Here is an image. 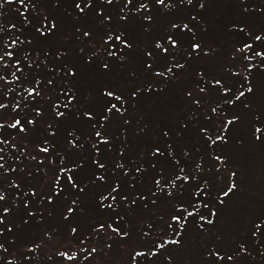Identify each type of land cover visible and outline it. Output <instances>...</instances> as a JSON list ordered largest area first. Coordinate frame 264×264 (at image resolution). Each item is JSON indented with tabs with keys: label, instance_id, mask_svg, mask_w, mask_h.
<instances>
[{
	"label": "trees",
	"instance_id": "1",
	"mask_svg": "<svg viewBox=\"0 0 264 264\" xmlns=\"http://www.w3.org/2000/svg\"><path fill=\"white\" fill-rule=\"evenodd\" d=\"M165 2L171 4L172 7L165 8L161 5L154 6L149 3V9H151V11L148 14H150L153 19L150 24L144 22L142 27L140 16H143L146 10H141L140 13L137 14L135 12L129 13V8H131V6H129V8H124V13L129 14L130 18L126 23L120 21L119 16L123 0H113L112 7L104 8V11L107 14H110L113 18L110 24H101V22L95 18L94 14L89 15L86 18L77 17L72 14L70 10L58 7L54 0L37 1V12L54 17L57 22V29L63 28L58 24L60 22L54 14L62 12H66L75 23L87 21L95 25L94 29L97 34H95L91 40L82 36L78 37L75 30L70 38H78L77 41L83 44V46L81 47V44L77 43L73 49H69L66 45L57 46V48L54 46L53 40L56 31L45 40L38 38L32 27L24 23V17L19 14L23 9H20L19 11L17 10L18 3L14 2L8 4L3 3V0H0V3H3V7H0V24H3L5 28H7L9 23H13L16 25V29L12 30L14 36L20 35V38L25 41L29 39L32 40V45H22L21 48L23 51L18 52L17 55H31L33 58L38 56L40 67L37 69L34 65L31 69L32 73L42 82L46 81L47 78H52L56 85V87H49L46 83L41 84V96L37 98L36 104L40 106L43 116L37 118V124L35 126L29 125V132L27 135L22 134L30 137L28 145L22 143L19 140V136L17 137L15 141L17 148L24 147L26 154L21 155L20 159L16 160L15 155H19V153L16 152L13 154L12 152H8V155L12 158L8 159L6 167L10 165L11 167L16 168V172L6 177H0V180L3 181L5 187H7L10 181L15 180L25 191H29L30 188H34L37 192L42 191L39 186H37V184L40 186L43 185L41 180L37 179L36 181H32L34 175L38 174L41 176L40 172L37 171L41 166L38 163L40 160H44V164L46 163L50 165L49 157L42 153H38L36 150V144L44 139L46 135L45 131L40 129V121L44 122L45 120V124H48L53 120L52 104L56 102L57 89L66 86L72 88L76 97L75 104L69 105V110H65L61 107L60 110L66 111V115L57 125V128L53 129L56 131V135L55 137L50 138V143L55 146L56 155L54 158L57 163L60 162V155L64 156L65 162L68 166H72L73 162L81 163L82 168L78 170V175L81 176V186L86 188L85 193H77L76 191L69 190V186V189H66L65 192L61 193V195L65 196L63 199L61 198L57 200V198H54L56 200L54 206L47 204L40 206V201L33 198V205L37 211L38 217L39 213L44 212V220L41 223L39 218H37L25 225L21 222V216H23L24 213L22 211L18 212L14 219L17 230L11 235L6 234V243H4L3 240H0V243H4V247L8 248L7 253H4L3 249H0V261H3L4 264H7L8 260H12L14 264H23V256L21 254L26 253L27 249L30 247L34 248L36 244H40L42 247L37 251L27 253L32 257L33 264H49L47 258L50 255H52L53 259L57 261V264H72L71 261H67L65 258L53 254L57 250V244L61 251L70 250L69 255L72 251H78L81 245L79 244L77 236H73L70 233V240L66 238L67 240L65 239L60 242V240L57 239L55 240V243H53L48 241L43 235L44 231L47 228H50V226L46 224L47 227L46 225L43 227L42 225L50 216H52L53 213H56L58 215H55L57 219V231L59 230V227L60 231L67 228L70 230V227L63 221L61 215L64 208L63 203L67 202L68 204L73 198L82 201L81 207H86L90 202H96L98 199L96 193L102 191L103 187L106 185H100L99 187L96 185H90V178L94 171V166L91 164L90 158H98L105 164V172L97 174L105 175L107 183L111 184L114 181H121L124 184L123 190L125 192L143 193L144 195L149 196L150 201L155 197L151 196L149 189L156 191L153 187L152 177L159 172H164L165 175L172 172V167L169 165L167 159H160L159 161L153 159V145L159 144L163 155L165 157H170L173 161L181 160V157H183L180 167H185L186 172L195 175L197 180H200V178L203 177L202 182H210L207 178H204L206 177V173L208 175L211 173L207 170L209 169L208 161H211V165H213L216 162L214 159L216 155L221 156L222 159L226 157L219 150L230 140L231 133L235 132V125L238 123L246 124L244 122L246 113L248 115L249 123L253 120L257 121L256 117L261 115L259 113L261 107L258 105L253 106L251 102L257 97L262 98L264 96V69L253 68L250 74L245 72V68L248 66L249 61L244 57L250 55L251 52L249 50H244L243 45L248 43L252 45L253 49L264 51V46H262L261 41H255L256 35H260L264 38V0H165ZM102 3H106V0H102ZM50 11H55V13L52 15ZM29 14L33 16L35 15V13H31V10ZM172 22L179 24L181 27H183L184 24H187L191 31L184 37V42L180 45V49L172 50L175 52L176 59L180 63L185 64V68L183 70H177L175 79L169 78L168 80H164L162 78L154 77L151 72H145V64L153 63V60L145 61L142 50L151 47L155 43L154 37L157 34L163 35L165 32L169 31ZM107 28H120L126 30L129 36L135 41V44L133 52L127 57V63L112 62L109 58L111 70L105 72L99 67L87 65L86 58L97 55V52L100 49L99 37ZM189 37L201 44L200 53H193L191 58L188 56L191 51L189 48ZM36 40L37 45L35 44ZM225 40L231 41L237 51L243 49L242 52H239V54L236 55L227 53V55L224 56V62L220 63L217 57L215 64L212 60L211 64H208L209 57L214 56L215 53L219 55L220 52L218 51L224 50ZM45 51L49 53L47 57L44 55ZM58 51L65 53V55L59 60L56 58V53ZM205 52L208 54L205 55ZM132 55L138 57L140 61L139 68L130 64L132 60L129 59ZM98 58L103 59L102 56ZM65 60L69 63L75 64L79 68L76 78L64 80L63 76L59 74L58 69L56 71H51L56 65L63 63ZM155 61L154 69L156 71H163L165 61L160 59H155ZM45 62L47 67H45ZM252 63L259 64L260 59L254 57ZM203 65L212 68L210 70L212 72L208 71L209 74L225 77L228 84L239 86L240 81L231 75L233 72L239 73L240 80H243V77L248 75L250 86L253 87L254 92L247 96V100L242 98L240 102H237L233 106H225L221 104L222 110H218V115L211 114L210 112L207 116L202 115L206 112H201L193 103L191 104L196 111L183 109L182 106L184 102L182 98H186V92L184 89L183 92L177 94L176 88L179 84L182 86L186 85L189 82L187 79H190V77H192L190 80H195L197 78L196 73L201 71L207 72L208 69ZM28 71L29 69L25 68V72L27 73ZM17 74L19 75V73ZM115 76H117V78L123 77V79L121 81L115 80ZM206 78L207 77H205V79ZM8 79H12L10 75L8 76ZM244 83L246 86L248 85V81H245ZM259 85L262 87L259 88ZM30 86L36 85L33 83ZM9 87L19 88V85L12 84L9 85ZM42 87L45 91H42ZM133 88L139 90L135 98L130 96V91ZM105 89H112L115 90L117 95H123L124 99L121 103L124 105V110L122 111V114H113L103 127H101L99 123L96 124V130L101 131L102 137L109 141L108 144L100 145L101 151L99 157H97L95 150L92 149V143H94L93 137L88 135V133L93 131L91 124L79 117V111L81 109H89L96 113L102 112L104 106L109 101V98L102 96ZM187 90L192 91L190 88ZM164 96L168 98V103L167 98ZM170 96H175L173 101L169 99ZM15 98L14 95L10 97V99ZM61 99L63 101L66 98ZM217 99L210 98L209 106L212 107L213 101ZM5 102H9V100H6ZM245 103L249 106L245 107ZM167 105L168 108L166 109ZM32 107H35V105ZM74 107L76 114L72 113ZM162 109L164 110L162 111ZM28 111H31V108H29ZM213 115H215V117ZM233 115L237 116L238 120L232 125H229L227 130L224 131V141L217 142L213 145L210 140L206 142L200 138L197 129L201 125H204L209 129L208 135L214 140L216 135L219 134L222 129L224 122L231 119ZM214 118H216V120H214ZM260 122V125H254L253 132H256V128H260L262 131L256 132L255 136L260 137L258 140H264V118H262ZM93 123H95V121H93ZM216 124L219 126L216 127ZM60 127H63L64 130H61ZM178 127L186 128V132L178 131ZM169 129H172V131H169L167 136H163L162 133ZM33 130H37L38 133L36 135L39 134L40 136H35ZM69 130L72 131L74 135L81 137L80 143L83 145L82 148L72 149L69 145L66 149L63 147V145L66 147L68 144L65 137ZM173 132L175 135H173ZM13 135H15L14 131ZM57 138L59 141H56ZM173 140H175L176 146L169 147V145L173 143ZM164 149H167V151H164ZM177 150H179V152H177ZM7 151L8 150L6 149V152ZM33 155L37 157L36 160L30 158ZM85 161H87L86 164L84 163ZM117 164L127 165L130 174L126 178H124L122 173L115 168V165ZM137 164H141L143 167V175L134 173L133 169ZM196 164L201 165L199 170L196 169ZM153 165H155V169H153ZM50 167L52 166L50 165ZM233 171L237 173V176L234 178L235 183L237 184L236 179L239 178L241 172L240 169L239 171L235 169ZM232 179L233 178H231L229 184L232 182ZM197 180L192 182L196 183ZM129 181L135 184V188L129 186ZM261 183L262 182L260 181L258 184ZM227 185L228 184H225V186H213L210 182L209 188L214 187L218 192L220 189L226 191ZM238 189L237 185V189L228 197L224 198L222 204L218 201L216 195L218 192L216 194L213 193L212 198L209 200V208H201L200 214L212 219L214 221L212 224H204L203 227H201L198 223V217L195 220L190 219L180 237L170 234L167 238L170 240L179 239L181 242L183 237H185L187 230L192 227H195L199 231L207 230L211 225L215 224L217 219L223 216V209L227 206L228 200L234 196V194L238 193ZM13 195H15V193H13ZM161 196L163 200L167 201V204L163 209L167 212L171 205L170 200H166L163 195ZM247 198L254 199V192H252L249 197L242 198V200L245 201ZM17 203H19V201H17ZM139 205L138 202L133 208H136ZM152 206L153 205H151V207ZM45 208H48L49 211L45 212ZM133 208L130 210L122 208L120 211L122 213L125 211L131 213ZM260 208L259 212L252 214L248 224L243 227L242 233L234 235L235 240L228 244L231 248H227L223 253L218 250L221 256H226L228 254L233 255L234 258L241 256L239 253V246L240 244H244L248 249L249 255L243 257L240 264H264V255L259 254L260 249L255 247L256 241L250 235L251 229L253 228V222L257 221L258 218H264V202L261 204ZM213 209L217 212L215 217L210 215ZM238 209H241L242 212L243 209H246L249 212L250 208L241 205ZM251 210L252 209H250V211ZM189 211H194V209L189 208ZM163 214L162 211L158 214L150 213V216H157L155 219L153 218L151 220L150 218L149 220L155 223ZM128 215L127 218L130 220L131 215ZM76 219L77 218L73 217L74 221H76ZM88 224L89 221L83 223V226L79 231L85 232V228ZM141 225L142 224L138 227H141ZM85 234L88 233L85 232ZM98 242L101 241L93 238L89 240L86 245L98 248V253L94 254L90 259L92 261L98 260L103 253L104 247H102V245L99 246V244L96 245ZM9 245H11V247H9ZM170 246L175 245H169L167 247ZM161 252L162 251H160V253ZM158 256L152 258V260H156ZM81 259L82 257L78 256L76 264H80ZM216 260V257L210 256L209 258L208 255L205 261L200 260L199 262H201L200 264H216ZM137 264H141L140 258H137Z\"/></svg>",
	"mask_w": 264,
	"mask_h": 264
},
{
	"label": "snow or ice",
	"instance_id": "2",
	"mask_svg": "<svg viewBox=\"0 0 264 264\" xmlns=\"http://www.w3.org/2000/svg\"><path fill=\"white\" fill-rule=\"evenodd\" d=\"M18 3L19 14L24 17V23L32 27L36 36L42 40L47 39L57 30V22L54 17L50 15H44L37 12V0H3V3ZM58 7L70 10L72 14L80 18H86L89 15H95V18L101 22V24H110L112 22V16L104 11L106 7L113 6V0H106V3H102V0H54ZM3 3H0V7H3ZM149 3L155 5H161L165 8H171V4H167L165 0H123L122 7L120 9L119 19L122 23H126L130 18L129 14H125L123 9L129 8V13H140L141 10H146L143 16H140L143 23H151L153 17L148 14ZM35 13V15H30ZM16 29V25L9 23L7 28L3 24H0V177H6L14 174L16 168L11 167L8 164V159L12 157L8 155V152L19 155H15V159L19 160L21 155H25L24 147L17 148L15 143L17 137L20 134L27 135L29 132V125L35 126L37 124V118L43 116V112L38 104H36L37 98L41 96L40 86L42 83H46L49 87H56L52 78H47L46 81L39 80L31 71L35 65L39 69L38 63L39 57H31V55L18 56L17 53L23 51L22 45H32V40H22L20 35H13L12 30ZM187 24L181 27L179 24L172 22L170 24V30L163 35L157 34L154 37L155 43L151 47L144 48L142 50L145 61L152 59L153 63L145 64V72L153 73L154 77L168 80L169 78L175 79L177 70H183L185 64L180 63L176 59L175 52L172 50H179L180 45L184 42V37L190 32ZM79 36L87 39H93L94 32L90 29H86L83 26H79L76 29ZM255 41H261L264 46V38L260 35L255 36ZM95 43V41H94ZM100 49L95 56H89L86 58L87 65L93 67H99L102 71H110L111 65L109 58L112 62L127 63V57L134 50L135 41L129 36L126 30L120 28H107L99 37ZM189 48L191 51L188 56L191 58L192 54H199L201 50V44L196 40L189 37ZM244 50H249L250 55H246L244 58L249 61L248 66L245 68V72L251 73L253 68L264 69V51H257L252 48L251 44L245 43L243 45ZM83 51V50H82ZM207 55L208 53H204ZM45 57L49 55L47 51L44 52ZM64 52H57L56 58L59 60L64 56ZM102 56L103 59L98 57ZM259 58L260 63H252L253 58ZM165 61L164 70L156 71L154 69L155 59ZM45 67L47 64L45 62ZM25 68L29 69L26 73ZM59 70V74L63 76L64 80H71L77 77L79 68L72 63L65 60L63 63L56 65L51 71ZM19 73V75L17 74ZM11 76V80L8 76ZM237 80L240 81L239 86L235 84H228L227 79L219 75H211L208 72L201 71L196 73V79L194 83L197 87L198 95H194L192 91L185 89L186 98L191 100L194 105H201L205 98L211 96H218V99L213 101V106L209 109L211 114L218 115V110L221 109V104L225 106H233L237 102H240L243 98L247 100V96L254 92L253 87L250 86L248 75L240 80L239 73L233 72L231 74ZM205 77H207L205 79ZM245 81H248V85H245ZM36 86H30L32 84ZM16 84L19 88L9 87V85ZM138 89L133 88L130 91V96L135 98L138 94ZM15 96V99L10 97ZM103 97L109 98L108 103L104 106L102 112L96 113L89 109H81L79 111V117L83 118L86 122H89L92 127V132L88 135L93 137L94 143H92V149L95 150L96 156L99 157L100 145L108 144L109 141L102 137V133L96 130V124L99 123L101 127L108 121L113 114H122L124 105L121 103L124 99L123 95H117L115 90L105 89L102 93ZM61 98H66L62 101ZM9 100V102H5ZM76 97L69 87H60L57 89L56 102L52 104L53 120L47 124L45 128V138L36 144V150L38 153H42L50 158L49 163L52 166V180L49 184L48 190L37 192L34 188H30L29 191H25L21 188V185L15 180L8 183L7 187L2 180H0V240L4 243L7 242L6 234L11 235L17 226L14 223V219L18 212L24 213L21 216L22 224H28L31 221L39 218L42 223L44 220V212L39 213V217L35 207L33 205V198L40 201V206L44 204L54 206L56 203L55 197H59L61 193L66 189L76 191L77 193H85L86 188L81 186V176L78 175V170L82 168L81 163L73 162L72 166H68L65 162L64 156L60 155V162L57 163L54 158L55 146L50 143V138L55 137L57 125L65 118L66 111H61V107L65 110H69V105L75 104ZM116 101V102H112ZM35 105V107H32ZM119 105V106H118ZM245 107L249 105L245 103ZM31 108V111L28 109ZM72 113L76 114L75 107L72 109ZM202 115L207 116L208 113ZM264 118V113L257 116V121ZM238 120V117L233 115L231 119L224 122L219 134L212 140L208 135L209 129L201 125L197 132L200 138L207 141H211V144L215 145L217 142L225 140L224 131L227 130L229 125H232ZM95 121V123H93ZM178 131L186 132V128L178 127ZM13 131L15 135H13ZM169 129L162 133L163 136H167ZM256 132H261L260 128L255 129ZM173 135L175 133L173 132ZM67 143L72 149L82 148L80 143L81 137L74 135L72 131H68L66 135ZM256 139H260L259 136ZM10 146V147H9ZM176 142L169 147H175ZM6 149L8 150L6 152ZM167 151V149H164ZM179 152V150H177ZM152 157L159 161L160 159H167L169 165L172 167V172L165 175L164 172H159L152 177L153 187L156 191L149 189L152 197L150 201L151 205L155 206L161 195L166 200H171L172 203L169 210L161 215L160 218L153 223L151 220L142 223L139 234L141 241L132 251L129 253L131 264H137V258H140L141 264H151V260L157 257L162 250H166L169 245H179V239H168L167 237L172 234L176 237H180L190 219H197L201 227L204 224H212L214 221L207 216L200 214L201 208H209V200L213 196V190L209 188L210 182H202L203 177L197 180L196 176L192 173L186 172L185 167H180L181 160L173 161L170 157H165L159 144L153 145ZM32 160H36L35 155L30 157ZM91 164L94 166L93 175L90 178V185H106L102 191L96 193L98 199L95 202V207L98 210L97 216L91 218V222L87 225L85 232L79 231L80 226L74 224L73 217H79L86 213V207L81 208V200L73 198L68 202L64 211L61 213L63 221L69 224L70 233L73 236H77L81 247L78 251L70 250L61 251L57 244V250L53 254L58 257H63L67 261H71L72 264H76L78 256L82 259L80 264H87V262L98 253V248L95 246H86L87 242L91 239L99 240L103 242L107 249L113 247V243L117 238L121 242H127L130 238L131 230L125 225L128 223L126 216L127 212H121L120 209H132L139 202L145 209L149 207V196L143 193H130L125 192L124 184L121 181H114L109 184L105 180V175L97 174L105 172V164L98 158H90ZM123 159V157H122ZM216 161L222 162V158L219 155L214 157ZM40 165L44 164V160L38 162ZM85 164L87 161L84 162ZM196 169L201 168L200 164H196ZM115 168L118 169L124 178L130 173L126 164H117ZM155 169V165H153ZM178 169V172H177ZM39 171V168L37 169ZM135 174L143 175L144 169L141 164H137L133 169ZM232 182L226 186L227 190L220 189L216 194L219 203H223L224 198L228 197L237 189V184L234 178L237 176L235 171L231 172ZM197 180L196 183L192 181ZM131 188H135V184L131 181L128 182ZM15 193V195H13ZM22 194V195H21ZM19 201V203H17ZM107 202V203H106ZM189 208L194 211H189ZM49 211L45 208V212ZM106 218L101 219V216ZM165 215L167 219H165ZM212 217L217 215L215 209L210 213ZM26 217V219H25ZM251 237L256 241L255 247L260 249V255H264V218H258L253 222V228L250 232ZM44 237L48 241H52L55 237L54 232L45 231ZM112 241V242H109ZM4 243H0V249H3L4 253L8 252V248L4 247ZM34 243V242H33ZM11 247V245H9ZM42 245L36 244L35 247L27 249L26 253H22L23 264H33L32 257L27 253L37 251ZM142 249V250H137ZM239 253L241 256L234 258L233 255L228 254L221 256L220 252L216 249L209 251V256L216 257V264H240L243 257L249 255L248 249L244 244H240ZM49 264H57V261L53 259V256H48ZM0 264H4L0 261ZM7 264H14L12 260H8Z\"/></svg>",
	"mask_w": 264,
	"mask_h": 264
},
{
	"label": "rangeland",
	"instance_id": "3",
	"mask_svg": "<svg viewBox=\"0 0 264 264\" xmlns=\"http://www.w3.org/2000/svg\"><path fill=\"white\" fill-rule=\"evenodd\" d=\"M37 1L40 2V0ZM50 13H52L53 15L55 11L52 12L50 11ZM54 16L58 18L60 22L58 24H60V27L63 28V29H57L54 35L53 44L56 48L57 46L66 45L67 48L73 49L77 43H80L77 41L78 38L76 39L70 38L72 33L77 29V26H83L86 29L92 30L94 32V35L97 34L95 33V29H94L95 25L87 21H81L75 23V21L71 17H69L66 12L56 13L54 14ZM35 44L37 45V40ZM82 46L83 44H81V47ZM242 50L237 51V49L235 48V46L232 44L231 41L225 40L224 50H219L218 51L220 52L219 55L215 53L214 56L209 57L210 59L208 60V64H211V60L215 64L217 57L220 63H222L224 62L223 61L225 58L224 56L227 55V53L236 55L239 54V52L241 53ZM129 60H132L130 62L132 66L139 68L140 61L137 56L132 55ZM203 66L208 69L207 72L212 69L211 67H207L205 65ZM191 78L192 77H190V79ZM114 79L121 81L123 77L117 78V76H115ZM190 79H187V81L189 82L186 85H184L185 87L179 84V86L176 88L177 94L183 92L184 89L190 88L192 89L194 95H198L197 87L194 83V80H190ZM261 87L262 86L259 85V88ZM42 91H45L43 87H42ZM263 97L262 98L257 97L253 102H251L253 106L258 105L261 107L259 110L260 114L264 113ZM174 98L175 96L169 97V99L172 101L174 100ZM210 98L217 99L218 97L211 96L209 98H205L202 101L201 105L199 106L195 105L196 108H198L201 112L209 113V109L211 108V106H209ZM182 100L184 102L182 106L183 109L196 111V109L191 104L192 103L191 100H188L187 98H182ZM167 103H168V98H167ZM167 108L168 105L166 109ZM163 110L164 109H162V111ZM213 116L215 117V115ZM245 116L246 117L244 118V122L246 124L238 123L237 125H235V130H234L235 132L231 133L230 140L226 143V145H224L219 150L226 157L222 159V162L216 161L215 162L216 165L215 164L211 165L212 162L208 161L209 169L207 170L210 171L211 173L209 175L206 173L205 174L206 177H204L205 179L207 178L213 186L216 185L225 186V184H229L231 180L230 178L231 172L234 169L237 171H239L240 169L241 175L239 176V178L236 179L239 188L238 193L234 194V196H232L228 200L227 206L223 209V213H222L223 216L217 219L214 225H211V227H209L205 231H199L195 227L188 229L185 237H183L179 245L170 246L167 247L166 250H162V252L159 254L158 258H156V260H151V264H200L201 262L199 261L200 260L205 261L211 249L220 250V252L223 253L227 248H231V246H229L228 244L235 240L234 235L242 233L243 227L246 224H248L252 214L253 213L255 214L256 212L260 211L261 204L264 202V188H263L264 140L256 139L255 136L256 132L255 133L253 132L254 125L258 126L261 124V122L253 120L249 123L247 113L245 114ZM214 120H216V118H214ZM40 123H41L40 129H42V131H45V128L47 127V124H45V120L44 122L40 121ZM218 126L219 125L216 124V127ZM60 129L64 130L63 127H60ZM33 133L37 137L40 136L39 134L36 135L38 133L37 130H33ZM19 140L22 143L28 145L30 141V137L20 134ZM56 141H59V139L57 138ZM68 145L69 144H67L66 147L63 145V147L66 149L68 148ZM221 166H223L224 168ZM39 172L41 176H39L38 174L34 175L32 181H36L37 179L41 180L43 185L40 186L37 184V186H39V188L42 191L46 192L48 190L49 184L52 179V167H50V165L45 163L43 165V168L42 165L40 166ZM260 181L262 183L258 184ZM211 189L213 190L214 194L218 192V190L214 187H211ZM252 192H254V199L247 198L245 201L242 200V198L249 197ZM64 197L65 196L60 195L59 197H55V198H57L58 200L61 198L63 199ZM150 201H149V207L147 209H145L142 205H139L136 208H133V211L131 213H127V215L129 214L128 216L131 215L130 220L126 216L128 223H126L125 225L128 229L131 230L129 240L127 242H121L119 238H117L115 242L109 241L113 243V247L111 249H107L106 245L103 242H98L96 245L99 244V246L102 245V247H104L103 253L98 258V260H93V261L90 260L88 261L89 263L87 262V264H131L129 253L132 251V248L135 247L137 244H139L141 241V237L139 234L140 227L138 226L144 223L145 221H148L150 218L151 220L153 218L155 219L157 215L150 216V213L158 214L160 211H162L164 214L166 213L163 209L165 208L167 201L163 200L162 196L157 201V204L155 206L151 207ZM171 203L172 201L170 200V204ZM241 205L243 207H248L252 210L250 211L249 209L248 212V210L243 209L242 212L241 209H238V207H240ZM63 206H64L63 208L64 211L65 207L67 206V202H64ZM86 207H88L86 208V213L80 215L78 218L75 217L77 218L76 221L73 220L74 224H78L80 226V229L82 228L83 223H85L86 221H89L90 223L91 218H95L98 213L94 202H90L88 205H86ZM81 208H85V207H81ZM55 215L58 216L56 213L55 214L53 213L52 216H50L46 220V222H44V224L42 225L44 227L46 224H48L50 228H47L45 231L55 233V237L51 242L55 243V240L57 239L60 240L61 242L64 241L66 238L70 240L71 235L69 228L60 231V227H59V230L57 231L56 229L57 219ZM104 218H106V214L105 216H101V219ZM164 218L167 219V216L165 215ZM67 225L69 226L68 223ZM86 229L87 226L85 230ZM24 231L26 230L24 229ZM137 250H142V249H137Z\"/></svg>",
	"mask_w": 264,
	"mask_h": 264
}]
</instances>
